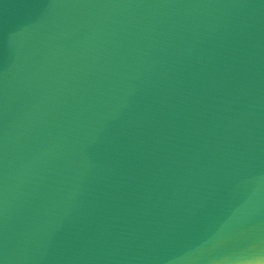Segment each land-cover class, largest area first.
I'll use <instances>...</instances> for the list:
<instances>
[{"label":"water","instance_id":"1","mask_svg":"<svg viewBox=\"0 0 264 264\" xmlns=\"http://www.w3.org/2000/svg\"><path fill=\"white\" fill-rule=\"evenodd\" d=\"M0 264H264V0H0Z\"/></svg>","mask_w":264,"mask_h":264}]
</instances>
